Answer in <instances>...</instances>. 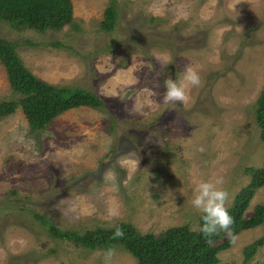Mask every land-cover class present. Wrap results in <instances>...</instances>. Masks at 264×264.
Here are the masks:
<instances>
[{
    "label": "rangeland",
    "instance_id": "1",
    "mask_svg": "<svg viewBox=\"0 0 264 264\" xmlns=\"http://www.w3.org/2000/svg\"><path fill=\"white\" fill-rule=\"evenodd\" d=\"M74 24L45 35L0 23L27 69L86 89L104 109L79 108L32 130L21 109L0 118V264H137L53 238L33 213L79 231L132 223L142 234L188 225L201 181L220 180L230 207L264 168L254 104L264 87V0H72ZM118 22L102 31L106 9ZM59 44V45H55ZM186 66L200 83L164 103L163 80ZM0 63V104L17 100ZM264 205V183L246 213ZM264 224L238 235L219 264H243ZM247 264H264V244Z\"/></svg>",
    "mask_w": 264,
    "mask_h": 264
},
{
    "label": "trees",
    "instance_id": "2",
    "mask_svg": "<svg viewBox=\"0 0 264 264\" xmlns=\"http://www.w3.org/2000/svg\"><path fill=\"white\" fill-rule=\"evenodd\" d=\"M72 0H0V23L17 31H34L45 35L61 32L74 24ZM118 22L116 5L105 11L100 27L111 33ZM59 45V44H55ZM18 44L0 36V63L4 66L11 89L19 96L17 100L0 104V118L21 109L32 130H44L56 118L79 108L104 109L105 102L96 94L79 87L54 86L39 79L26 68L17 51ZM255 120L264 144V87L253 106ZM252 180L235 197L227 208L233 223L228 231L217 230L211 235L190 226H176L160 234H142L132 223L119 222L115 226L97 227L94 230L60 229L52 221L33 213L35 219L53 238L68 241L90 251L103 250L111 253L117 249L128 252L137 264H219V255L232 248L238 235L264 224V205H257L251 216L246 213L256 188L264 183V168H246ZM119 227L122 236H114ZM264 244L260 239L244 249V262L249 263Z\"/></svg>",
    "mask_w": 264,
    "mask_h": 264
},
{
    "label": "clouds",
    "instance_id": "3",
    "mask_svg": "<svg viewBox=\"0 0 264 264\" xmlns=\"http://www.w3.org/2000/svg\"><path fill=\"white\" fill-rule=\"evenodd\" d=\"M162 83L164 88L162 100L164 103H184L187 99V85H198L200 78L192 66H186L183 70L182 79L168 76ZM220 183V180L215 183L201 181L192 190L191 205L200 213L203 223L199 230L205 235H211L218 229L228 231L233 223L232 217L224 206L228 193L217 187ZM122 235L123 232L117 227L114 236L119 237ZM107 255H111V250L108 251Z\"/></svg>",
    "mask_w": 264,
    "mask_h": 264
}]
</instances>
